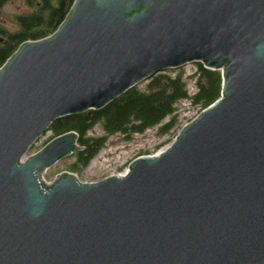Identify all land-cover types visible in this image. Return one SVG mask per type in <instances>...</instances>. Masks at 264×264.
<instances>
[{
	"label": "water",
	"instance_id": "obj_1",
	"mask_svg": "<svg viewBox=\"0 0 264 264\" xmlns=\"http://www.w3.org/2000/svg\"><path fill=\"white\" fill-rule=\"evenodd\" d=\"M200 62L220 97L124 175L40 174L80 151L61 117ZM0 264H264V0H74L0 67Z\"/></svg>",
	"mask_w": 264,
	"mask_h": 264
},
{
	"label": "trees",
	"instance_id": "obj_2",
	"mask_svg": "<svg viewBox=\"0 0 264 264\" xmlns=\"http://www.w3.org/2000/svg\"><path fill=\"white\" fill-rule=\"evenodd\" d=\"M7 1L0 0V10ZM73 1L23 0L34 10L14 17L18 30L10 32L0 27V35L3 36L0 42V67L23 42L41 40L54 33ZM222 82L221 71L206 69L197 62V91L190 96L182 73L171 76L165 70L149 78L145 89L135 86L99 110L61 117L48 128L54 137L74 131L82 147L75 153V164L86 166L111 135L118 133L129 138L134 133H143L156 126L159 135L167 133L176 123L174 112L178 101L186 99L190 104L205 109L220 97ZM166 118L167 121L162 123ZM96 124L102 126L105 135L100 138L87 137V132Z\"/></svg>",
	"mask_w": 264,
	"mask_h": 264
},
{
	"label": "rangeland",
	"instance_id": "obj_3",
	"mask_svg": "<svg viewBox=\"0 0 264 264\" xmlns=\"http://www.w3.org/2000/svg\"><path fill=\"white\" fill-rule=\"evenodd\" d=\"M32 10H34L33 6L24 3L22 0H13L12 2L6 3L0 10V27L10 32L18 30L14 17L29 14ZM2 38L3 36L0 35V40ZM167 71L171 76H174L176 73H182L186 90L190 96L197 91L195 85L197 62H190L177 69ZM147 83L148 80H144L136 85V87L145 89ZM202 110L200 106L192 105L186 99L180 100L175 104L174 115L176 117V123L167 133L159 135L157 133L158 126H156L147 129L143 133H134L129 138L123 137L118 133L111 135L86 166L75 164L76 152H74L46 168L40 174V177L48 183H54L58 176L63 171H66L74 175L80 183H96L105 178L122 174L128 169L129 164L134 159L141 156H154L161 153V151H165L171 146L182 127L193 121ZM167 119H164L162 123H165ZM104 135L105 133L100 124H96L87 132V137L91 138H100ZM53 138L55 137L48 128L47 131L37 137L27 148L22 156V161L37 153ZM95 161L96 165H101V167H94L92 170H88L89 164L95 163Z\"/></svg>",
	"mask_w": 264,
	"mask_h": 264
},
{
	"label": "bare ground",
	"instance_id": "obj_4",
	"mask_svg": "<svg viewBox=\"0 0 264 264\" xmlns=\"http://www.w3.org/2000/svg\"><path fill=\"white\" fill-rule=\"evenodd\" d=\"M161 152H163V151H161ZM160 154V153H159ZM94 167H98V168H100L101 167V165H96V161H95V163H91V164H89V167L87 168L88 170H92ZM127 172V170L125 171V172H123L122 174H119V176H121V175H124L125 173ZM115 176V175H114Z\"/></svg>",
	"mask_w": 264,
	"mask_h": 264
},
{
	"label": "flooded vegetation",
	"instance_id": "obj_5",
	"mask_svg": "<svg viewBox=\"0 0 264 264\" xmlns=\"http://www.w3.org/2000/svg\"><path fill=\"white\" fill-rule=\"evenodd\" d=\"M10 1L12 2L13 0H9V1H7L6 3L10 2ZM22 1H23V0H22ZM6 3H5V4H6ZM5 4H4V5H5ZM4 5H3V6H4ZM3 6H2V7H3ZM0 42H1V40H0Z\"/></svg>",
	"mask_w": 264,
	"mask_h": 264
}]
</instances>
